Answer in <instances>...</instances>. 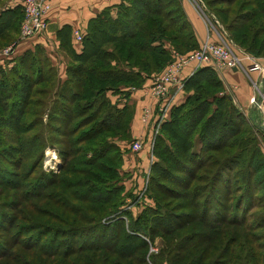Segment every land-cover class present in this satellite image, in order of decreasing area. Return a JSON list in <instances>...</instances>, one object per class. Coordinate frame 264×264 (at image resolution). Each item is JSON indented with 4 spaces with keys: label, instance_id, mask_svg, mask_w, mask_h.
Segmentation results:
<instances>
[{
    "label": "trees",
    "instance_id": "16d2710c",
    "mask_svg": "<svg viewBox=\"0 0 264 264\" xmlns=\"http://www.w3.org/2000/svg\"><path fill=\"white\" fill-rule=\"evenodd\" d=\"M201 1L234 44L264 57V0ZM21 18L19 4L0 3V48L18 39ZM70 33L68 25L55 32L67 56L63 79L37 43L14 56V50L0 54L8 58L0 64V164L19 168L30 158L20 175L8 172L27 180L42 156L41 149L32 151L62 145L57 147L59 175L44 178L40 171L21 191L0 181L12 192L7 198L0 188V231L14 227L18 217L12 209L24 220L62 231L64 246L45 249L51 264H264L263 233L253 232L264 226V156L255 145V135L264 138V132L253 118L245 120L208 66L196 68L184 80L183 101L169 108L154 136L156 160L147 175V189L158 193L149 194L154 205L129 216L128 224L115 213L123 199H113L121 189L120 178L109 183L104 176L115 173L122 161L123 150L113 139L132 142V107L116 106L107 92L126 98L130 87H140L170 60L167 44L178 53L197 47L180 0H120L102 8L88 19L78 52L71 47ZM20 145L28 150L23 152ZM33 186L51 188L47 207L34 208L61 211V223L26 218L30 202H17L14 190L23 198L44 197L30 193ZM255 208L261 210L254 217ZM155 232L164 240L149 251ZM12 241L0 239V257L5 256L0 264H41L47 258L40 259L41 246L37 252L11 249Z\"/></svg>",
    "mask_w": 264,
    "mask_h": 264
},
{
    "label": "crops",
    "instance_id": "0c3cea01",
    "mask_svg": "<svg viewBox=\"0 0 264 264\" xmlns=\"http://www.w3.org/2000/svg\"><path fill=\"white\" fill-rule=\"evenodd\" d=\"M120 0H50V8L47 13V29L44 35L33 39L32 43H37L45 50L46 54L51 59L53 65L57 69V76L60 79L64 78V66L67 60V56L58 46V40L55 37V32L62 25H68L71 29L70 33V44L75 52L80 49V42H76L74 39L73 31L77 30L80 35L85 31L86 23L89 18L97 14L102 8L107 6H115ZM181 7L189 22L197 45L205 39L208 35L210 40H217L218 37H223L229 41L232 45L233 51L241 58V66L234 68H214L210 65H203L210 67L218 79L220 80L224 92L228 93L235 104V106L245 115L257 120L258 123L264 125V80L262 83V77L264 75V57H255L246 53L239 46L234 44L227 36L225 30L222 28L220 23L214 17V15L208 10H203L206 14L208 21L203 19L196 8L192 5L189 0H180ZM19 4V0H10L4 6H14ZM208 11V12H207ZM115 9L110 10L111 15H114ZM166 45V44H165ZM26 44L18 45L12 55L19 54L26 48ZM168 51L172 49L168 44L166 45ZM170 54V52H169ZM248 55L251 59L256 61L263 69L262 70H251L247 71L250 66V60L243 57ZM8 58H0V64ZM202 67V66H199ZM192 67H186L183 71L184 74L189 76L192 74L190 71ZM186 76V77H187ZM149 78H146L142 85L138 88H134L128 91L126 98L120 97L116 99L117 95L112 96V100L117 104H122L123 101L131 104L133 107V114L129 124V133L131 140L138 139L142 142L143 148L138 152H131L126 149V145H123V156H122V170L126 173L125 184L129 183L132 185L129 192L136 191L135 187L138 188L140 181L144 175V170L147 168V151L146 144L151 136L152 123L141 124L139 121V115L141 109L144 107H150L154 112L156 111L157 101L150 97L148 93ZM254 84L257 86L258 92L254 88ZM186 92L182 90L173 92L172 105L179 104L183 101ZM254 95L259 98L260 103L258 108L250 103V97ZM119 96V95H118ZM118 100V101H116ZM168 117V112L167 116ZM165 118V119H166Z\"/></svg>",
    "mask_w": 264,
    "mask_h": 264
},
{
    "label": "rangeland",
    "instance_id": "374dc122",
    "mask_svg": "<svg viewBox=\"0 0 264 264\" xmlns=\"http://www.w3.org/2000/svg\"><path fill=\"white\" fill-rule=\"evenodd\" d=\"M9 1L10 0H0V3L2 2V3L7 4ZM198 1H199V4H200L201 8L204 11L208 10L201 0H197L196 2H198ZM1 49L2 48H0V50ZM173 50H175V49H173ZM113 95H114L113 92H110V91L107 92V96H108V98L110 99L111 102L115 101L114 99L113 100L111 99ZM115 95H117V94H115ZM252 96H254V95H252ZM116 99H120V96L117 95ZM116 101H118V100H116ZM123 103H127V102L123 101ZM129 105L131 106V104H129ZM116 106L120 107V106H122V104H117L116 103ZM131 109H132V114H133V107ZM131 118H132V115H131ZM131 118H130V121H131ZM246 119H250L249 116H245V120ZM257 123H258V121L256 120V124ZM129 124H130V122H129ZM255 137H256V144L255 145H258L260 152L264 156V138L261 135H258V134H256ZM129 138H130V133H129ZM118 139H120V140H117V139L116 140L113 139V140L115 141V143L118 144L119 148L123 150V145L127 144L126 143L127 140L124 137H120ZM153 140H154V138H153ZM153 140H152V145H153ZM82 145H86V144H82ZM20 146H21L20 148H23V152H24V149L28 150L26 145H24V146L20 145ZM127 146L128 145H126V149H127ZM1 147H3V145H0V148ZM57 147H62V145H60L59 143H57V144L54 143L53 145H43L41 148L32 151V153H38L40 151V149H41L42 150V156H41L40 163L37 164L36 168L33 169L31 175L29 176V178L27 180H20L19 176H15L13 173H15L17 175H20L22 173L25 165L28 163L30 158L26 159V164L25 165H24V161H22V163H21L22 166L19 167V168H14L13 166L5 164L3 161H1V163H3L5 166H2L0 164V167L1 168L5 167L6 171L5 172H3V171L0 172V181H3V182L7 181L8 185L17 186L20 189V191H21L22 186L28 184L29 181L34 180V178L37 177V175L40 173V171H41V173L45 174L44 178H46L47 174H50V173H54L55 175H59L61 172H58V166H60L62 162H61V157L59 156V153L57 152ZM11 151L13 152V154L18 155L21 158L22 153H20L19 150L15 151L13 149ZM31 155L32 154H30V156ZM13 159H14V156H8V160L12 161ZM155 160H156V157L154 156L152 161H155ZM122 162H123V160L121 161V164L116 167V169H115L116 172L115 173H112V175H107V176H104V177H107L106 180L109 183H112V182L115 183L117 177L120 178V180H118V182H119V184H121L120 185L121 189L118 192L115 193L113 199L119 198V197H121V199L122 198L123 199H122V204H120L118 206V209H117V211L115 213H117V216H120V217L123 218V221H124L125 224L126 223L128 224V222H130L129 216H135L144 206H153L154 205V202L151 199V197L149 196V194L157 195L158 193L154 192V194H152L153 191H151V190H153V189L151 187H150L151 190L147 189V180H146V182H144L143 181V177H142V179L140 181V184H139L138 188L135 187L136 191H134L133 193L129 192L128 190H130L132 185H130L129 183L125 184V179H126L127 175H126L125 172H123L124 170H122ZM149 165L146 168V172L144 171L146 173L145 174L146 177L148 175V170H149L148 167H149ZM8 172H13L12 173L13 175L9 174ZM44 178H41V179H44ZM160 181L163 182L164 185L168 184L170 186H174V184L168 183L167 180L160 179ZM22 183H25V184H22ZM104 185H106V183ZM40 187H42V186H38L37 188H35V186H33L30 190L28 189V191L30 193H35V192H40L41 194L45 193L44 197H42V198H40V196H35V197H31V198H26V197L23 198V197L20 196V191L17 192L16 190H14L15 191L14 193L16 195L14 198L16 199L17 202H18V200L19 201H23L22 203H26V204H28L30 202L31 207H29L27 209V211L24 213L26 218H30V219H32V217L33 218H37L43 224L46 223L48 225L49 224H52V225L58 224L59 222L61 223V221L58 220V218H57V216L59 214L63 215V213L61 211H58V213H56V212H54V213L53 212L52 213H43V212H38V211L35 210V208L47 207V205H45L44 201H49V198H47V197L52 195V193H46L47 190L51 189L50 187L47 188V190L45 188L40 189ZM0 188H2V190L4 191L3 195H5V197L9 198L11 193H12L10 188H5V186H3L1 184H0ZM41 190H42V192H41ZM3 195L0 196V200L3 198L2 197ZM2 202H4V200ZM48 209L51 210V206H48ZM260 210H261V208H255V209H253L251 211V213L252 212H256V213H254V217L258 216V212ZM125 211H128V212H125ZM11 213L14 216L17 215V217H18V219L15 218V220L13 222L15 224L14 227H11L8 232L0 231V239H2V241L8 242V241L13 240L11 242V244L16 241L15 245H13V247H11V249L23 248L22 250H25L26 248H29L31 250L35 249V252H37L40 249V246H41L42 247V252L39 253V257H40V259H43L44 255H45L44 252H45V249L47 247L48 248H50V247L62 248L64 246V243H62V241H64L62 239L64 237H62L63 235H61L62 231H60V232L59 231H57V232L53 231L52 232V231H50V227H48V226L44 227V225L42 226V224L40 222H31L28 219L24 220V218H22L23 215H22V213L20 211H16L17 214H15V211L12 209ZM247 220H249V219H247ZM102 221L103 222L105 221L104 217L101 218V222ZM251 222H252L253 225L258 224L257 222H254V219L251 220ZM226 227L228 229L230 228V227H228V225H226ZM37 229L41 230L40 233H38ZM47 230H49V231L47 232ZM246 230L248 232V229H246ZM157 232H155L156 234H154V237L152 239L153 240L152 241L153 242L152 245L155 246V247L158 245V243L162 242V239L164 240V237H161L160 235H158ZM253 232H255V233L262 232L263 233L262 236H264V226L261 227V228L255 229ZM73 240L74 241H78L79 239H73ZM24 241H26L27 243L24 242ZM262 242H264V239H263ZM45 256L47 258H44L41 261V264H51V261H50L51 258L49 256H47V255H45ZM30 257H33V255H31ZM35 257H37V256H35ZM30 259H32V258H30ZM4 261H5V256L4 257H0V263L4 262ZM28 264H31V263H28ZM32 264H37V263L35 262V263H32ZM162 264H169V263L163 261Z\"/></svg>",
    "mask_w": 264,
    "mask_h": 264
},
{
    "label": "built area",
    "instance_id": "2783aa9c",
    "mask_svg": "<svg viewBox=\"0 0 264 264\" xmlns=\"http://www.w3.org/2000/svg\"><path fill=\"white\" fill-rule=\"evenodd\" d=\"M189 1L194 5L201 17L208 21L199 1ZM19 5L22 9V18L19 23L18 39L0 50V54L3 56H8L19 44H26L27 47L34 44L32 43L33 39L44 35L47 29V13L50 8V0H19ZM73 35L75 41L77 43L80 42L81 35L77 30L73 31ZM169 52L170 60L161 70L150 74L148 77L150 80L148 93L150 97L157 101L156 111L154 112L150 107H144L141 109L139 116L141 124L152 123L151 136L146 144L148 165L153 159L152 140L158 133L159 125L166 118L167 112L171 107L173 92L182 90L183 82L188 77L183 73L186 67L191 66L192 70L190 72L192 73L196 68L203 65L228 69L241 66V58L233 51L232 45L229 41L223 37H218L217 40L213 41L210 40L207 35L205 39L192 50L178 53L175 50L170 49ZM243 57L251 61L247 71L263 69L248 55H244ZM254 88L258 92L255 84ZM132 89L134 88H129V90ZM249 101L251 104H254L255 96H251ZM127 148L131 152H138L142 150L143 145L140 140L135 139L127 146ZM145 172L143 175L144 182L147 180ZM148 250L156 251V247L149 245Z\"/></svg>",
    "mask_w": 264,
    "mask_h": 264
},
{
    "label": "water",
    "instance_id": "95a60500",
    "mask_svg": "<svg viewBox=\"0 0 264 264\" xmlns=\"http://www.w3.org/2000/svg\"><path fill=\"white\" fill-rule=\"evenodd\" d=\"M263 80H264V75H263V77H262V83H263ZM259 96H260V94H261V92L259 91ZM259 98L258 97H256L255 98V102H254V106L256 107V108H258V104H259ZM257 126L264 132V125H262V124H260V123H257Z\"/></svg>",
    "mask_w": 264,
    "mask_h": 264
}]
</instances>
